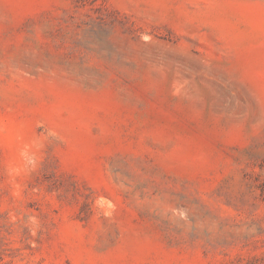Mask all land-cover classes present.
Segmentation results:
<instances>
[{
    "label": "rangeland",
    "instance_id": "374dc122",
    "mask_svg": "<svg viewBox=\"0 0 264 264\" xmlns=\"http://www.w3.org/2000/svg\"><path fill=\"white\" fill-rule=\"evenodd\" d=\"M0 264H264V0H0Z\"/></svg>",
    "mask_w": 264,
    "mask_h": 264
}]
</instances>
